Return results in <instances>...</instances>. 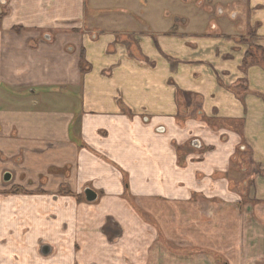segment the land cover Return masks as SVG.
<instances>
[{
	"label": "crops",
	"instance_id": "1",
	"mask_svg": "<svg viewBox=\"0 0 264 264\" xmlns=\"http://www.w3.org/2000/svg\"><path fill=\"white\" fill-rule=\"evenodd\" d=\"M171 1L211 20L172 21L163 0L96 16L87 0H15L0 25V264H119L102 234L119 216L127 264H264V0Z\"/></svg>",
	"mask_w": 264,
	"mask_h": 264
},
{
	"label": "rangeland",
	"instance_id": "2",
	"mask_svg": "<svg viewBox=\"0 0 264 264\" xmlns=\"http://www.w3.org/2000/svg\"><path fill=\"white\" fill-rule=\"evenodd\" d=\"M6 1V5H1L0 4V25L3 21H5V19H11L12 20V14H13V7L15 4V0H5ZM136 0H87V4L89 5V7H97V4L101 5L102 8H100L99 11H96L94 8L93 10H89L88 12H92L91 15L96 16L97 12H100L102 10H104V12L106 13H111L112 12V8L115 7H128L131 6ZM143 1V0H142ZM149 2L153 5L155 4L154 0H149ZM98 5V6H99ZM163 6L164 9H166L165 13H164V17L165 14H169L168 19L170 18L172 21L175 20V18H178L179 20L181 19H185L186 21L192 22H196L197 23V27H194V30H199L202 31L203 27H204V23H208L211 20L212 14L208 13L206 10L204 11H200L197 12L195 7H194V2L190 1L189 4L185 5V4H178L175 1H171V0H163L162 3L159 4H155L153 5V7L156 6ZM228 9H222L221 8V14L224 15L225 17H230L232 15V11H227ZM155 13V12H154ZM217 13V10L215 9V14ZM158 16H160V13L158 12ZM216 16V15H215ZM236 16V15H235ZM155 17V16H154ZM153 17V18H154ZM157 17V16H156ZM215 20L218 22V16L215 17ZM215 21V22H216ZM226 21V19H225ZM222 23V20L220 21ZM226 23V22H224ZM212 25V24H211ZM32 29V28H30ZM8 30L10 32H16V33H22L23 31H26V29L18 27V26H11L8 25ZM30 33V32H29ZM51 106V105H50ZM54 106L56 108H59V103H55L53 104L51 107L48 108H54ZM180 153L177 156V161L178 163L181 162V157ZM183 157V156H182ZM125 198L127 200V202H129L130 205H133L136 209H135V213L136 215L134 216L135 221L137 222V225L142 226L144 221L149 222L150 218L148 215H145L144 213V208H143V203L141 202L140 204L137 202H135V200L129 196L128 193H125ZM130 197V199H129ZM84 200V197L83 199ZM130 221L128 222V218L125 216H119V217H109L107 219H105L104 222V226L102 228V234H103V240L105 245L108 246H113L114 247V251H112V254L114 255L115 249L117 248V254L118 257L122 258L119 262V264H127V258H129V253H128V247H129V243L130 241V237L131 235H129L128 231L130 229ZM143 233L141 232V234H136V241L137 242H142L143 241ZM111 251V250H110ZM139 253L142 256V250H137L136 251V257L139 256Z\"/></svg>",
	"mask_w": 264,
	"mask_h": 264
},
{
	"label": "water",
	"instance_id": "3",
	"mask_svg": "<svg viewBox=\"0 0 264 264\" xmlns=\"http://www.w3.org/2000/svg\"><path fill=\"white\" fill-rule=\"evenodd\" d=\"M196 146H198V144L196 143L195 144ZM11 179V175L9 173H6L4 176H3V181L4 182H8L9 180ZM84 196H85V200L88 202V203H92L94 201H96L97 199V195L94 191H92L91 189L87 188L85 191H84ZM44 249H47L46 247Z\"/></svg>",
	"mask_w": 264,
	"mask_h": 264
}]
</instances>
